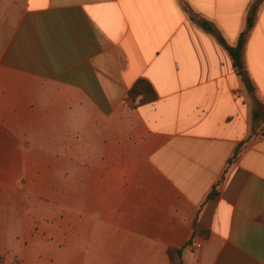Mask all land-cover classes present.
Instances as JSON below:
<instances>
[{"label": "crops", "instance_id": "0c3cea01", "mask_svg": "<svg viewBox=\"0 0 264 264\" xmlns=\"http://www.w3.org/2000/svg\"><path fill=\"white\" fill-rule=\"evenodd\" d=\"M253 1L0 0V264H264V124L181 6L234 46ZM244 64L264 102V0Z\"/></svg>", "mask_w": 264, "mask_h": 264}, {"label": "trees", "instance_id": "16d2710c", "mask_svg": "<svg viewBox=\"0 0 264 264\" xmlns=\"http://www.w3.org/2000/svg\"><path fill=\"white\" fill-rule=\"evenodd\" d=\"M263 0H254L248 7L246 13L245 26L240 33L237 42L234 46L228 45L225 39L221 36L219 31L214 27V25L204 19H201L198 15L194 14L192 9L185 3H182V9L188 16V19L200 27L202 30L210 34L219 46L228 54L233 70L236 75L240 78L244 86L249 91L251 98L253 110L251 119V130L252 135H257L260 133V128L264 124V102L258 99L255 95V89L248 77L245 64H244V52L245 47L252 31L254 24L256 22V17ZM157 95L153 87L146 80H138L130 88L127 94L126 103L131 108H136L141 105L150 104L155 102ZM244 151V144H239L232 157L228 160V168L234 164L242 155ZM227 171V169H226ZM225 171V173H226ZM224 173V175H225ZM218 195L217 188H214L210 194L207 196L206 200L209 201ZM196 231L205 237V232L200 230L197 225L194 226ZM168 256L170 258L171 264H183L182 262V249H170L168 250Z\"/></svg>", "mask_w": 264, "mask_h": 264}, {"label": "built area", "instance_id": "2783aa9c", "mask_svg": "<svg viewBox=\"0 0 264 264\" xmlns=\"http://www.w3.org/2000/svg\"><path fill=\"white\" fill-rule=\"evenodd\" d=\"M190 246L193 248V249H197L198 246H199V241L197 239H192V241L190 242Z\"/></svg>", "mask_w": 264, "mask_h": 264}, {"label": "rangeland", "instance_id": "374dc122", "mask_svg": "<svg viewBox=\"0 0 264 264\" xmlns=\"http://www.w3.org/2000/svg\"><path fill=\"white\" fill-rule=\"evenodd\" d=\"M255 95H256V97L258 98V99H260L259 97H258V95H257V93H256V91H255ZM261 100V99H260ZM262 101V100H261ZM263 102V101H262ZM251 104H252V102H251Z\"/></svg>", "mask_w": 264, "mask_h": 264}]
</instances>
